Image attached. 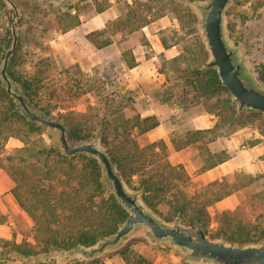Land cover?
<instances>
[{"label":"rangeland","instance_id":"1","mask_svg":"<svg viewBox=\"0 0 264 264\" xmlns=\"http://www.w3.org/2000/svg\"><path fill=\"white\" fill-rule=\"evenodd\" d=\"M12 1L21 13L16 52L18 70L30 71L38 60L50 58L54 63L52 69L55 76L51 87L59 86L63 71L70 65H76L88 78L105 83L98 94L101 99H116L110 94L126 92L128 101L124 110L127 117L155 116L162 124L161 130L165 136L159 140L164 141L166 149L164 153L160 152L161 159L158 162L183 167L185 182L176 180L174 183L186 195L193 209L201 208L207 213L209 234L221 228L227 220L234 227L240 226L252 232H258L264 227L263 124L259 121L251 125L228 124V116L233 115L232 110L221 106L217 108L218 114H208L202 101L194 105H190L188 101L182 106L175 104L182 90L172 58L181 56L186 51V57H195L197 49L190 25L177 20V10L185 2V6L195 17V30L202 44L196 28L197 17L190 3L203 0H96L99 6L105 7L107 22L104 29L111 39V44L102 49H96L87 43L77 47L75 43L67 45L60 38L63 33L59 30L57 17L68 9L71 14H74L72 10H76L83 17H89L97 6L93 0ZM149 9L150 14L147 13ZM229 10V36L235 44L242 47L248 63L257 73V68L264 65V0H234ZM131 11H136L138 17L150 18L152 22L142 29H134L128 24L127 30L119 33L114 24L122 22L126 12L128 14ZM13 16L12 10L0 0V36L10 27L9 20ZM186 21L188 19L185 18ZM124 53H127V62L134 59L135 66L132 69L126 68ZM206 60L207 58L204 63ZM164 92L168 95L162 96ZM90 98L92 97L86 96L76 101L64 102L61 113H85L89 110ZM210 103L214 104V101ZM93 113L101 116L102 109L99 105L95 106ZM208 115L213 118L209 119ZM52 116L60 119L56 113ZM214 126L213 133L203 134L198 140L189 138L197 128L208 130ZM7 132L8 130L5 131ZM12 138L13 143L11 141L10 145L1 146L0 160L22 147V143L16 142L19 141L17 138ZM40 138L47 145L54 142L53 134L44 129L40 136L31 137L37 143H40ZM159 140L151 141L147 134L136 137L140 147ZM0 142L3 143L1 138ZM218 161L222 162L215 166L218 169L214 172L220 171L222 175L214 179L216 173L211 177L212 173L206 172ZM152 170L150 167V171ZM0 172V183L5 187L12 186V179L8 174L2 169ZM226 192L227 195L222 197ZM167 208V205L162 204L158 211L164 214ZM32 234L33 223L18 206L11 191L0 194V240L16 244L30 243ZM133 242L136 244L132 245ZM128 245H132L130 250L133 255H140L152 264L184 262L178 251L165 245L150 246L142 237L131 240L124 248ZM110 256L101 264H126L121 257L113 254ZM1 264L63 263L41 260L28 262L9 255Z\"/></svg>","mask_w":264,"mask_h":264},{"label":"trees","instance_id":"2","mask_svg":"<svg viewBox=\"0 0 264 264\" xmlns=\"http://www.w3.org/2000/svg\"><path fill=\"white\" fill-rule=\"evenodd\" d=\"M95 3L97 4L96 0ZM183 3L177 10L176 18L180 23L190 25L197 49L195 57H186V51L181 56L172 58L182 90L175 104L182 106L188 101L190 105H194L202 101L207 107V113L212 115L218 114L217 108L227 107L233 113L228 116V124L251 125L259 121L264 126L262 115L255 111L242 112L236 118L230 95L221 86L216 72L200 69L207 54L195 30V17L185 6V2ZM104 9L105 7L99 4L95 7L96 13H101ZM147 13H151L150 9ZM78 15L76 10L73 15L69 9L62 12L57 17L60 32L65 33L78 26ZM229 15L230 10L227 12V16ZM13 18H10V24ZM185 18L188 21L185 22ZM150 22V18L138 17L136 11H131L128 14L126 12L122 22L114 25L120 33L127 30L128 24L135 27L134 29H141ZM228 28L230 30V25ZM86 38L96 49L111 44L105 29L91 32ZM9 43L10 27L0 36V62ZM17 50L18 45L10 59L8 74L24 87L27 102L46 114L56 113L67 126L71 140H85L99 131L101 144L111 155L125 182L133 190H142L143 202L155 214L167 222L180 219L186 225L199 223L211 238H224L228 242L247 244L259 242L264 238V227L258 232H252L247 228L232 226L229 220L209 234L207 213L201 208L193 209L186 195L174 183L176 180L185 182L183 167L158 162L161 159L160 152L164 153L166 149L164 141L159 140L144 147L138 145L136 137L155 129L159 122L155 116L127 117L124 110L128 101L126 92L111 93L110 96H115L116 99H101L98 94L105 83L88 78L76 65L68 66L61 75L60 85L51 87L55 79L53 61L50 58H42L34 63L32 70L20 71L16 68ZM123 58L126 68L132 69L135 66L134 59L127 62V53L123 54ZM257 73L259 80L264 83V65L257 68ZM165 95L168 93H162V96ZM86 96L92 97L91 101L88 99V111L61 113L64 102L76 101ZM211 101H214V104H211ZM98 105L102 109L101 116L93 113ZM214 128L215 126L208 130H196L189 138L198 140L203 134L213 133ZM41 134L40 126L27 122L17 112L13 99L5 93L0 84V138L3 142H0V148L5 147V142L10 137L17 138L22 143V147L6 154L0 160V169L12 179V195L33 223L32 242L16 244L0 240V264L12 254L20 259L60 248L91 246L113 234L127 216L102 182L100 167L94 159L85 155L68 159L52 145L45 144L42 138L40 143L31 139L32 136ZM221 162H216L210 168ZM150 167L153 168L152 171ZM227 193L222 194V197ZM162 204L168 207L164 214L158 211ZM134 244L136 242L132 243ZM131 246L128 245L113 256L121 257L126 264H152L140 255H133ZM110 257L107 255L92 262L77 261L75 264H101L104 259Z\"/></svg>","mask_w":264,"mask_h":264},{"label":"water","instance_id":"3","mask_svg":"<svg viewBox=\"0 0 264 264\" xmlns=\"http://www.w3.org/2000/svg\"><path fill=\"white\" fill-rule=\"evenodd\" d=\"M13 12L10 24V43L0 62V84L11 97L17 112L30 123L52 133L53 148L67 157L85 155L100 167L102 182L127 216L117 230L85 247L60 248L49 253H38L23 261H58L68 264L75 261L92 262L122 250L131 240L142 237L151 246L165 245L178 251L188 264H264V238L256 243L238 244L224 238H211L199 223L186 225L180 219L167 222L143 202L142 190L129 188L117 169L111 155L100 141L99 131L85 140L69 138L68 128L60 119L30 105L24 87L8 74L10 59L18 42L21 18L19 8L12 0H2ZM234 0H203L190 3L197 17L196 28L207 53L202 70H214L235 107V116L255 111L264 119V83L248 63L242 47L235 44L227 28V12ZM10 256H15L14 254Z\"/></svg>","mask_w":264,"mask_h":264},{"label":"crops","instance_id":"4","mask_svg":"<svg viewBox=\"0 0 264 264\" xmlns=\"http://www.w3.org/2000/svg\"><path fill=\"white\" fill-rule=\"evenodd\" d=\"M76 12H78V11H76ZM73 13H74V10H73ZM78 14H79L78 17H79V20H80V24L78 26H76L75 28L63 33L60 38L63 39L66 42L67 45L71 44V43L72 44L75 43L76 47L78 45H82L83 46L85 43H87L88 45H91L89 43V41L87 40L86 36L88 34H90L91 32L100 31V30H103L105 28V23L107 22V18L105 17L106 11H103L101 13H96V11H94V13L92 15H90L89 17H83V15L81 13H79V12H78ZM147 26H145V27H147ZM208 117H209V119L213 118L210 115H208ZM208 123L211 124V121L208 120ZM161 128H162V124L159 123V125L155 129H153V130H151L150 132L147 133V137L151 141H156V140H159V139H163L165 135H164L163 130H161ZM199 129L201 130V128H197V130H199ZM11 141L13 143L14 139L12 137L8 138V140L5 143V147L7 146V144L10 145ZM16 142L21 143L20 141H16ZM14 147H18V146H12V148H14ZM216 169H218V167L214 166L211 169L207 170L206 173H212L211 174V177H212L213 174L216 173V172H214ZM217 173L214 174V177H213L214 179H216V178H218V177H220L222 175V173L220 171L217 172ZM0 176H1V174H0ZM13 185L14 184L12 182V186L9 185V186L5 187L4 185H2L0 183V194L4 193L5 191H8V190H10L11 194H12ZM184 262L186 263L185 260H184ZM186 264H188V263H186Z\"/></svg>","mask_w":264,"mask_h":264}]
</instances>
